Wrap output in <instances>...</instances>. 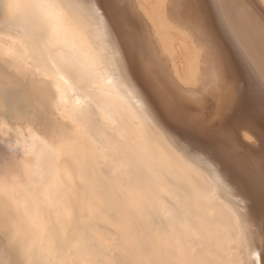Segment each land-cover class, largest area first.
Returning a JSON list of instances; mask_svg holds the SVG:
<instances>
[{"label":"bare ground","instance_id":"bare-ground-1","mask_svg":"<svg viewBox=\"0 0 264 264\" xmlns=\"http://www.w3.org/2000/svg\"><path fill=\"white\" fill-rule=\"evenodd\" d=\"M247 2L235 31L258 59ZM105 10L97 27L82 0H0V264H264L240 214L264 204V129L226 122L258 117L259 90L229 35L204 0Z\"/></svg>","mask_w":264,"mask_h":264},{"label":"snow or ice","instance_id":"snow-or-ice-1","mask_svg":"<svg viewBox=\"0 0 264 264\" xmlns=\"http://www.w3.org/2000/svg\"><path fill=\"white\" fill-rule=\"evenodd\" d=\"M85 8L87 9V14L84 17L89 23L97 26L103 27L108 21L107 12L105 10V0H82ZM204 4L207 6L208 13L211 16L214 27L218 31L223 30L230 37L233 45L234 58H238L239 63L242 65L244 72L247 75L248 80L252 84L253 91L257 88L259 90V114L255 108H249L246 110L230 111V115L227 118V123L229 126L235 125L236 134L239 136L240 127L245 124L256 123L257 120L262 129H264V46L261 47L259 52V58L257 59L246 45H243L239 33L235 31V23L237 13L240 11H256L255 6L245 2H240V0H204ZM127 7V5H124ZM41 13V22L53 33L57 30L53 27V18L50 12V6L47 3L41 2L37 5ZM262 25H264V11L260 13ZM64 14L61 12L60 20L64 22ZM132 22H134L135 17H131ZM241 85L236 84V98L240 99ZM261 147L264 149V135L260 136ZM231 182L232 178L229 176ZM25 207L27 208V202H25ZM241 216L247 215V219L250 223H255L261 227L264 231V204H261L259 211L249 200L246 207L240 209Z\"/></svg>","mask_w":264,"mask_h":264},{"label":"rangeland","instance_id":"rangeland-1","mask_svg":"<svg viewBox=\"0 0 264 264\" xmlns=\"http://www.w3.org/2000/svg\"><path fill=\"white\" fill-rule=\"evenodd\" d=\"M145 28V31L147 32V28L146 27H144ZM148 33V32H147ZM209 101V98H207L206 96H204L202 99H200L198 102L199 103H207ZM251 137L254 139V137L251 135ZM256 139H254V140H251V141H248L247 143L248 144H250V145H253V149L255 150V148H256V150L255 151H257V150H260L261 152H264V149H262V147H261V144H259L257 141H255Z\"/></svg>","mask_w":264,"mask_h":264}]
</instances>
